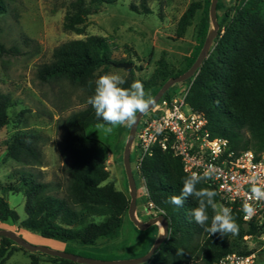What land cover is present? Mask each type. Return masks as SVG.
I'll use <instances>...</instances> for the list:
<instances>
[{"label": "trees", "instance_id": "trees-1", "mask_svg": "<svg viewBox=\"0 0 264 264\" xmlns=\"http://www.w3.org/2000/svg\"><path fill=\"white\" fill-rule=\"evenodd\" d=\"M118 1L73 0L65 29L82 33L88 17L95 14L101 5ZM13 2L16 0H0V17L8 12L9 4ZM142 5V10L135 4L130 7L139 14L152 13L145 1ZM201 7L200 2H194L183 14L176 30L178 38L185 35ZM221 8V4H218L217 11ZM209 12L208 7L198 30L199 51L186 71L196 61L208 37ZM18 53L17 48H7L0 41L1 56ZM115 64L107 40L90 36L57 47L53 61L40 66L37 76L43 84L67 83L93 95L95 80L109 73ZM171 76L170 65L161 59L147 82L149 88H156L152 99ZM131 83L127 80L123 87H129ZM164 97H168V92ZM187 102L207 117L211 133L226 138L232 150H251L264 154V0H240V7L227 31L197 73L188 92ZM10 105V97L0 93V129L11 120L8 115ZM63 123L65 131L60 151L66 163L68 180L65 185L61 182L55 184L43 181L41 174L24 172L21 186L27 197V219L22 225L25 229L37 232L45 240L65 244L77 242L82 246H93L102 238H118L130 202L123 192L108 182L110 173L100 156L99 142L87 136L89 127L103 121L96 117L95 110L86 103L82 109L64 118ZM46 140L37 131L19 132L7 145V157L25 167L41 168L44 166L42 146ZM168 157L178 163L183 179L188 176L179 158L159 148H155L153 154L141 164L142 175L148 184L149 199L158 211L164 213L170 228V238L145 264H218L222 257L232 254L226 236L219 233L210 235L195 223L189 214L197 206L194 198L186 199L182 207L167 202L169 197L180 195L182 188V181L177 180L169 168ZM198 187L210 186L202 182ZM97 195L98 199L95 198ZM215 199L219 202L218 193ZM232 214L236 222L238 218L243 219L238 210H232ZM91 217H101L103 220L88 222ZM9 220L17 222L19 215L10 208L8 202L0 198V223ZM250 225V234H255L261 227L256 220L250 222ZM149 230H152L153 235L147 238L144 249L136 258L146 255L159 236L156 225L146 231ZM12 245L17 244L0 237V264H4L12 255ZM178 250H183V254L178 256ZM67 252L73 253L69 250ZM38 255L45 254L32 253L30 264H40L41 258ZM51 258L55 264H78L57 257Z\"/></svg>", "mask_w": 264, "mask_h": 264}, {"label": "rangeland", "instance_id": "rangeland-1", "mask_svg": "<svg viewBox=\"0 0 264 264\" xmlns=\"http://www.w3.org/2000/svg\"><path fill=\"white\" fill-rule=\"evenodd\" d=\"M72 1L16 0L9 4L8 12L0 17V41L7 48H17L19 51L18 54L4 57L0 55V93L8 95L11 101L8 109L11 120L0 129V198L8 202L10 208L19 215V221L9 220L0 223V229L14 231L34 245H45L55 250L65 249L64 251L88 255L89 258L96 260L136 259L144 249L147 238L153 233L152 230H139L129 215L124 218L118 238H102L93 246L45 240L37 232L23 227L22 222L27 219V197L21 186L22 175L27 171L41 174L43 181L66 184L68 180L66 163L60 151L65 131L63 119L72 112L82 109L91 96L83 89L67 83L43 84L38 79V69L43 64L53 61L54 50L60 45L72 40L99 36L109 43L111 57L116 62L109 73L119 74L125 81H141L145 91L152 97L156 88H149L147 82L161 59L170 65L173 77L186 71L188 64L196 57L200 48L198 30L212 0H119L114 4H103L95 14L88 17L82 33L65 29ZM143 1L152 10L151 14H139L131 10L132 4L142 10ZM194 2H200L202 7L196 12L185 35L178 38L176 30L180 19ZM218 4L222 6L217 11L219 29L210 54L236 15L240 0H219ZM211 29L213 25L210 17L209 32ZM122 63L132 64V70L129 72L120 67ZM196 76L169 89L168 97L187 96ZM130 129L131 127L117 126L111 133L97 126L87 129L88 138L99 142L100 156L110 173L108 182L113 183L116 190L123 192L129 202L130 188L123 158ZM26 130L40 132L47 138L42 146L44 166L41 168L25 167L7 157L9 141L19 132ZM135 158L136 153L133 150L131 164L137 185L136 216L139 221L147 222L164 213L158 211L151 203L147 181ZM167 163L175 178L183 181L178 163L171 157L167 158ZM95 198L98 199L99 196ZM209 215H212L211 210ZM102 220L101 217H91L88 222ZM259 221H257L261 226L259 231L250 234V222L238 218V234H227L226 240L231 253H255L258 264H264V219ZM156 228L159 235L163 233L162 224H157ZM11 249L12 255L4 264H30L31 252L18 245H12ZM38 256L41 258L40 264H55L49 256Z\"/></svg>", "mask_w": 264, "mask_h": 264}, {"label": "built area", "instance_id": "built-area-1", "mask_svg": "<svg viewBox=\"0 0 264 264\" xmlns=\"http://www.w3.org/2000/svg\"><path fill=\"white\" fill-rule=\"evenodd\" d=\"M155 148L179 158L188 175L193 171L202 173L209 164L214 165L213 179L204 183L216 190L219 203L240 211L243 219L242 204L250 192L251 177L257 175L264 181V154L232 150L226 138L211 133L207 117L190 106L187 96L163 97L140 120L131 149L136 153L138 167ZM251 203L255 214L244 221L264 219V201ZM218 264H258V258L255 253H232Z\"/></svg>", "mask_w": 264, "mask_h": 264}, {"label": "clouds", "instance_id": "clouds-1", "mask_svg": "<svg viewBox=\"0 0 264 264\" xmlns=\"http://www.w3.org/2000/svg\"><path fill=\"white\" fill-rule=\"evenodd\" d=\"M125 83V79L119 74L100 75L95 80L94 94L87 99V103L95 110L96 117L103 121L97 124V128H103L107 133H111L117 126H134L138 114L145 113L154 104L141 81L136 80L129 87H123ZM215 171V166L209 164L202 173L191 172L182 181L180 195L169 197L167 202L182 207L186 199L194 198L197 206L192 208L189 214L204 231L210 235L216 233L222 236L237 235L239 225L232 214V209L217 202L215 199L217 192L210 187H198L202 182L213 179ZM250 184V192L242 204L244 219H249L255 214L251 201H264V181L253 175ZM182 254L183 250L177 251L178 256Z\"/></svg>", "mask_w": 264, "mask_h": 264}, {"label": "water", "instance_id": "water-1", "mask_svg": "<svg viewBox=\"0 0 264 264\" xmlns=\"http://www.w3.org/2000/svg\"><path fill=\"white\" fill-rule=\"evenodd\" d=\"M219 0H212L211 6H210V17H211V22L213 25V29L208 34V37L204 43V46L197 57L196 61L194 64L191 66L189 70L184 72L183 74L177 76V77H172L168 79L164 85L161 87V89L158 91L156 96L153 98L154 104L150 106V108L143 114H138L137 121L134 126L131 127L130 129V134L128 137L127 144L125 146L124 150V158H123V164H124V169L126 173V177L128 180V185L130 188V196H131V202H130V207L128 210V215L130 220L133 222V224L139 229V230H147L149 227L157 225V224H162L163 227V233H161L154 245L152 246L151 250L144 256L136 258V259H131V260H122V261H101V260H96L88 257H84L82 255H77L73 254L67 251H61V250H55L50 247H47L45 245H34L27 240H25L22 236L17 234L14 231L11 230H5V229H0V237L3 238H8L15 242L18 246L22 247L23 249L31 252V253H42L51 257H57L61 258L64 260H69L74 263L78 264H145L150 259L153 257V255L156 253V251L161 247V245L168 239L169 234H170V228H169V222L165 218L164 215H159L155 218L150 219L147 222H141L138 220L136 216V211H137V204H136V196H137V185L133 173V168L131 164V149L135 140L136 132L140 123V120L142 117L148 113L157 103L160 99L164 97L166 92L173 87L176 84L186 82L193 77L197 75L199 72L202 64L204 61L209 57L210 51L212 44L215 40V37L218 34V29H219V23H218V18H217V5H218ZM120 67L125 68L127 71H131L133 66L132 64L129 63H122L119 65Z\"/></svg>", "mask_w": 264, "mask_h": 264}, {"label": "crops", "instance_id": "crops-1", "mask_svg": "<svg viewBox=\"0 0 264 264\" xmlns=\"http://www.w3.org/2000/svg\"><path fill=\"white\" fill-rule=\"evenodd\" d=\"M62 251H64L65 249H61Z\"/></svg>", "mask_w": 264, "mask_h": 264}]
</instances>
